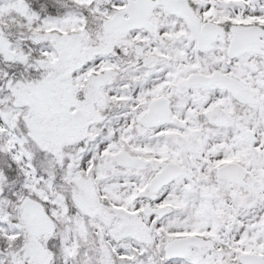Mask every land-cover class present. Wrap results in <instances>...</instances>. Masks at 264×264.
<instances>
[{"label":"snow or ice","instance_id":"6c2138e0","mask_svg":"<svg viewBox=\"0 0 264 264\" xmlns=\"http://www.w3.org/2000/svg\"><path fill=\"white\" fill-rule=\"evenodd\" d=\"M0 264H264V0H0Z\"/></svg>","mask_w":264,"mask_h":264}]
</instances>
